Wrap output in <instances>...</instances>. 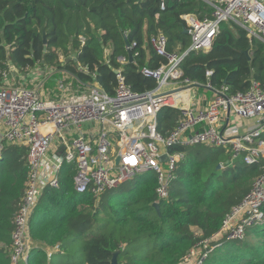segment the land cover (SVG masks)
Returning a JSON list of instances; mask_svg holds the SVG:
<instances>
[{
	"label": "trees",
	"instance_id": "1",
	"mask_svg": "<svg viewBox=\"0 0 264 264\" xmlns=\"http://www.w3.org/2000/svg\"><path fill=\"white\" fill-rule=\"evenodd\" d=\"M158 2L0 0V84L10 68L26 77L39 69L54 72V78L64 72L113 95L114 71L120 70L132 91L153 89L155 82L143 77L140 69H156L164 60L147 46L148 38L162 33L168 51L184 52L190 38L183 33L181 16L209 15L200 0H169L162 12ZM132 43L136 45L130 63L126 44ZM120 58L127 62L121 64ZM181 70L207 95L211 91L206 84L214 90L225 86L228 96L247 91L252 80L264 90V43H250L241 26L222 23L211 49L189 52ZM207 72L212 74L207 77ZM179 116L173 108L158 113L162 136L171 133ZM173 151L184 153V159L165 200H157L152 172L137 174L99 197L79 195L73 190L74 171L64 165L59 188L43 191L30 218L27 264H110L116 252L117 264H180L193 247L220 230L225 216L263 172L264 160L252 166L241 161L226 164L225 149L203 145L176 146ZM26 158V148L16 146L6 148L0 158V264H9L13 220L28 179ZM56 245L58 251L50 258L41 249ZM216 245L203 264H264V224L248 228L242 241Z\"/></svg>",
	"mask_w": 264,
	"mask_h": 264
},
{
	"label": "built area",
	"instance_id": "2",
	"mask_svg": "<svg viewBox=\"0 0 264 264\" xmlns=\"http://www.w3.org/2000/svg\"><path fill=\"white\" fill-rule=\"evenodd\" d=\"M158 1L159 11H165L169 0ZM200 1L206 4L209 15L181 16L190 38L186 51H168L162 33L148 38L147 46L164 60L156 69H140L143 77L155 82L151 90L132 91L120 70L114 71L117 83L113 95L67 74L53 79L47 87L48 70L36 69L27 77L18 75L14 68L4 73L0 84V158L10 146L26 148L29 169L26 190L13 220L9 264H27L32 249L30 218L43 191L59 188L64 165L72 167L73 190L79 195L99 197L137 174L152 172L157 200H165L176 167L184 159V153L173 151L176 146L223 148L228 163L241 161L252 166L264 160V90L260 83L252 80L247 91L229 96L225 86L214 90L206 84L211 97L204 104H189L198 88L181 70L189 52L211 49L222 23L241 26L250 43H264V0ZM118 61L127 62L124 58ZM163 108L180 112L167 137L157 129V115ZM111 136L117 138L115 143ZM163 155L166 160L160 162ZM261 224L264 170L225 216L220 230L193 247L180 264H203L218 242L242 241L248 228Z\"/></svg>",
	"mask_w": 264,
	"mask_h": 264
},
{
	"label": "crops",
	"instance_id": "3",
	"mask_svg": "<svg viewBox=\"0 0 264 264\" xmlns=\"http://www.w3.org/2000/svg\"><path fill=\"white\" fill-rule=\"evenodd\" d=\"M109 54H110V49H107L106 51H105V56L106 57H108L109 56ZM47 71V70H46ZM49 71V70H48ZM41 72L42 71H40V74H41ZM50 72V74H48V75H46V84L49 82V81H52L53 79H56V78H58V79H60V78H63L64 76H65V73L64 72H60L59 74V76L58 77H51V75L54 73V72H52V71H49ZM27 84H30L29 83V81L28 82H26ZM201 88H198V90H197V94H196V97H197V99H196V97L194 98V99H191L188 103L189 104H192V103H195V104H200V103H202V104H204V102L206 101V100H208L210 97H211V94H212V92H211V94L210 95H207L206 93H205V91H202V90H200ZM34 247V246H33ZM43 251H45V253L47 254V257L48 258H50V256L52 255V254H55V253H57V251H58V248H57V245L56 246H54V247H49V246H43L42 248H41Z\"/></svg>",
	"mask_w": 264,
	"mask_h": 264
},
{
	"label": "water",
	"instance_id": "4",
	"mask_svg": "<svg viewBox=\"0 0 264 264\" xmlns=\"http://www.w3.org/2000/svg\"><path fill=\"white\" fill-rule=\"evenodd\" d=\"M183 33L184 34H187V30L184 28V30H183ZM43 43L44 44H46V39H45V34H44V32H43ZM128 47H129V45L128 44H126V48H127V51H128V62H132V60H133V58H132V55H131V51H130V49H128ZM244 54L248 57V51H244ZM249 58V57H248ZM66 60H69V59H66ZM74 61H76V59L74 58L73 59ZM194 87L195 88H200V86L199 85H194ZM166 160V157H165V155H163V156H161L160 158H159V161L160 162H164ZM118 161H119V159L117 158L116 159V161H115V163L116 164H118ZM226 164H228V161L226 162ZM221 168V165L219 164V165H217V167H216V169L218 170V169H220ZM153 207L156 209V211L158 212V209H159V204L156 202V203H154L153 204ZM117 252L116 253H114L113 254V256H112V259H111V261H110V264H117Z\"/></svg>",
	"mask_w": 264,
	"mask_h": 264
},
{
	"label": "rangeland",
	"instance_id": "5",
	"mask_svg": "<svg viewBox=\"0 0 264 264\" xmlns=\"http://www.w3.org/2000/svg\"><path fill=\"white\" fill-rule=\"evenodd\" d=\"M163 91H164V89H163ZM47 99H49V98H47ZM111 139L113 140V143H115L116 142V140H117V138H115V137H112L111 136ZM251 188V187H250Z\"/></svg>",
	"mask_w": 264,
	"mask_h": 264
}]
</instances>
